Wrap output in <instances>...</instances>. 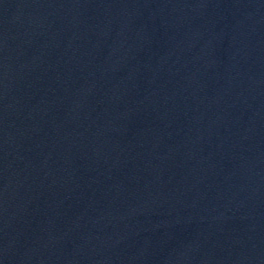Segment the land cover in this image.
Here are the masks:
<instances>
[{"label": "water", "instance_id": "1", "mask_svg": "<svg viewBox=\"0 0 264 264\" xmlns=\"http://www.w3.org/2000/svg\"><path fill=\"white\" fill-rule=\"evenodd\" d=\"M134 264H264V0H120Z\"/></svg>", "mask_w": 264, "mask_h": 264}]
</instances>
